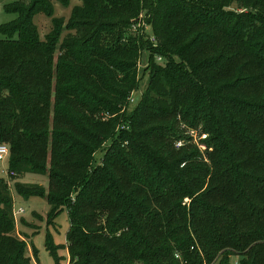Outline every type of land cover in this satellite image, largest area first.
Here are the masks:
<instances>
[{
  "label": "trees",
  "instance_id": "trees-1",
  "mask_svg": "<svg viewBox=\"0 0 264 264\" xmlns=\"http://www.w3.org/2000/svg\"><path fill=\"white\" fill-rule=\"evenodd\" d=\"M80 1L66 26L53 8L69 0L7 9L0 144L11 180L48 179L17 194L44 198L49 224L66 210L67 264H264V0ZM27 249L0 181V264H31Z\"/></svg>",
  "mask_w": 264,
  "mask_h": 264
},
{
  "label": "rangeland",
  "instance_id": "rangeland-1",
  "mask_svg": "<svg viewBox=\"0 0 264 264\" xmlns=\"http://www.w3.org/2000/svg\"><path fill=\"white\" fill-rule=\"evenodd\" d=\"M14 0H0V39L3 38V34L1 33L2 27H9L12 25L16 19L17 15L11 12H8L7 9L12 5ZM29 0H23L26 5ZM81 3L80 0H69V5L66 8H63L58 3L54 4L53 13L54 18L59 21V25L66 26L70 22L71 12L74 7L79 6ZM141 18L137 20L139 23V28L142 27ZM34 25L38 30L39 36L43 39L47 33L51 29V21L45 16L39 14L34 18ZM67 33L66 31L63 35ZM111 34H107L104 42V46L109 45L110 43L117 40L118 33L110 32ZM147 35L152 36L151 29L147 30ZM128 39L130 38V34L124 31L121 34V37ZM162 59L158 62L161 63ZM149 62V54L144 51L142 52L141 60L138 64V73H139V84L137 89L132 93L128 100L129 103L126 107V112L131 113L140 103L142 93L145 89L148 71L146 70ZM103 122L106 119H100ZM188 134L192 135L193 132H188ZM195 137L194 143H198L197 136ZM206 137L202 136L200 139L204 140ZM109 143H106L102 146V149H105ZM103 153L97 152L95 154V162L96 164L100 162ZM8 170V159L0 162V181L8 182L10 189V196L12 199V214L15 220V232L17 237L21 240H24L27 244V256L31 260V264H56L55 258L50 255L48 250L45 248V241L47 238H51L53 244L56 248H61L66 246V235L69 229V219L66 210L62 211L57 215L54 219L53 223L49 224L47 220V216L50 213V207L46 200L41 197H29L23 198L19 196L15 190V183L18 182L20 184L26 185H40L42 188L47 191L48 179L44 175H36V174H26L21 177V179L14 181L11 180L7 173ZM59 259V264H67V254L63 249L57 250L56 254ZM239 259L236 256H232L229 259V264H239Z\"/></svg>",
  "mask_w": 264,
  "mask_h": 264
},
{
  "label": "built area",
  "instance_id": "built-area-1",
  "mask_svg": "<svg viewBox=\"0 0 264 264\" xmlns=\"http://www.w3.org/2000/svg\"><path fill=\"white\" fill-rule=\"evenodd\" d=\"M133 29L135 30V26H133ZM157 60L160 61L161 59L158 58ZM121 129H123V127ZM180 145H181V143H177L176 144L177 147H179ZM8 158H9V148H8V146L5 145V144H0V162L6 160Z\"/></svg>",
  "mask_w": 264,
  "mask_h": 264
}]
</instances>
